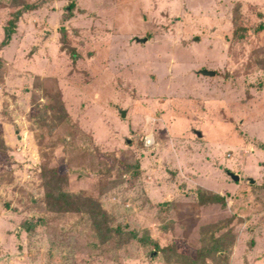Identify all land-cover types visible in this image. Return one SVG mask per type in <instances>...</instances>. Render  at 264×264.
<instances>
[{"label": "rangeland", "instance_id": "rangeland-1", "mask_svg": "<svg viewBox=\"0 0 264 264\" xmlns=\"http://www.w3.org/2000/svg\"><path fill=\"white\" fill-rule=\"evenodd\" d=\"M19 11L0 264H264V0H0V45Z\"/></svg>", "mask_w": 264, "mask_h": 264}, {"label": "trees", "instance_id": "trees-1", "mask_svg": "<svg viewBox=\"0 0 264 264\" xmlns=\"http://www.w3.org/2000/svg\"><path fill=\"white\" fill-rule=\"evenodd\" d=\"M25 8H26V11H34V10H36L37 7L29 5V6H26ZM22 13H24V12L19 11V12L15 13L12 16V19L8 22V24L4 30L5 31L4 32L5 38L0 45L1 48H5V47L9 46V44L12 40V36L16 32L17 23H18L20 17L22 16ZM72 57L75 59L77 57V54L75 52H72ZM66 197H67V195H65L63 193H59V195L57 196L58 200H62ZM198 198H199V202L201 204L224 203L225 202L224 198L220 197L219 195L205 194L204 192H200L198 195ZM70 199L71 198H68L67 200H70ZM90 216H92V212L90 213ZM94 223L98 225L96 218L94 219ZM116 233H118V232H116ZM157 248H159V247H157ZM187 263H190V262L187 261Z\"/></svg>", "mask_w": 264, "mask_h": 264}, {"label": "water", "instance_id": "water-1", "mask_svg": "<svg viewBox=\"0 0 264 264\" xmlns=\"http://www.w3.org/2000/svg\"><path fill=\"white\" fill-rule=\"evenodd\" d=\"M203 74H204V75L214 76L216 73H215V72H209V73H208V72H205V71H204ZM121 115H122L123 118L126 117V112H125V111H122V112H121ZM229 175H230L231 179H232L234 182H239V181H240V177H239L238 175H234V174H232V173H230ZM249 182H250L251 184H254V181H253L252 179H250Z\"/></svg>", "mask_w": 264, "mask_h": 264}, {"label": "crops", "instance_id": "crops-1", "mask_svg": "<svg viewBox=\"0 0 264 264\" xmlns=\"http://www.w3.org/2000/svg\"><path fill=\"white\" fill-rule=\"evenodd\" d=\"M35 11V10H34ZM254 255H255V253L254 252H251L250 253V264H255L256 262H255V260H254ZM235 253L233 254V260H232V264H234L235 263ZM261 261V260H260Z\"/></svg>", "mask_w": 264, "mask_h": 264}]
</instances>
